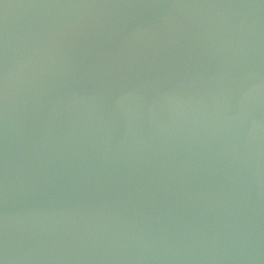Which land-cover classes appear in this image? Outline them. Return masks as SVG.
Instances as JSON below:
<instances>
[{
	"label": "water",
	"instance_id": "obj_1",
	"mask_svg": "<svg viewBox=\"0 0 264 264\" xmlns=\"http://www.w3.org/2000/svg\"><path fill=\"white\" fill-rule=\"evenodd\" d=\"M0 264H264V0H0Z\"/></svg>",
	"mask_w": 264,
	"mask_h": 264
}]
</instances>
